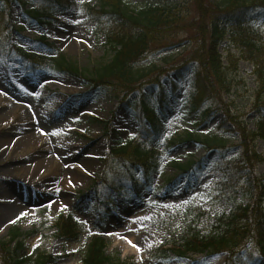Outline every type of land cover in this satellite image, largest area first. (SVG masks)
I'll return each instance as SVG.
<instances>
[{
    "label": "rangeland",
    "instance_id": "rangeland-1",
    "mask_svg": "<svg viewBox=\"0 0 264 264\" xmlns=\"http://www.w3.org/2000/svg\"><path fill=\"white\" fill-rule=\"evenodd\" d=\"M70 1L68 9L57 12L53 24L40 29L35 23H28L19 42L26 44L29 50L40 51L34 39L45 32L56 55H65L89 71L113 57L104 26L90 16L91 6H98L99 0ZM125 1L135 6L148 1L161 2L181 21V25L166 30L170 36L160 43L162 45L157 44L134 66L146 73L150 82H155L157 77L162 79L168 91L166 109H171L161 136L147 144L156 160L151 186L141 197L130 194L127 188L109 190L107 186L121 179L126 181L132 174L141 175L139 168H126L115 155L110 157L111 167H106L104 161L111 147L123 139L136 138L139 132L137 108L134 111L120 107L116 98L103 93L85 96L89 89L86 82L62 70H41L36 78H27L23 69L10 62L15 55L10 56L9 50L0 57V214L7 208L0 217V241L8 239L12 228H21L26 233L36 230L26 236L24 255L47 253L56 258L47 264H84L92 236L100 233L110 237L107 253L123 264H225L228 256L224 252L180 257L171 252L166 254L164 249L172 246L169 240L181 233L187 220L196 215L193 207L206 209L198 227L208 232L217 218L240 205H252L256 199L253 182L247 179L233 194L222 191L226 176L218 165L220 159L233 162L244 159L248 142L237 125L227 120L226 107L236 114L246 133L258 130L255 104L264 103V92L258 94L255 66L239 59L237 49H233L236 55L233 62L224 58L230 68V91L224 94L221 109L208 116L205 123L201 122L200 116L189 110L197 67L193 52L201 44L209 23L208 17L202 23L199 6L209 9V5L219 4L221 0H206L207 6L204 0L201 5L197 0ZM27 7L34 5L30 3ZM22 9L20 1L12 6L15 26L26 24ZM253 26L264 38V21L253 22ZM231 35L230 30L219 46L225 55L224 48ZM186 63L179 90L173 94L170 79L175 78L174 68ZM133 98H137V93ZM152 99L158 109L156 97ZM209 105L211 103L207 102L206 106ZM108 120H113L116 130L111 134L106 132L104 123ZM189 132L209 138L213 143L220 139L217 144L223 146L173 143ZM22 140H25L23 144ZM254 144L264 155V138L258 137ZM201 158H204L203 168L190 175L182 173L175 165ZM8 167L13 172L3 176ZM110 168L114 172H110ZM257 173L264 176V162L257 165ZM78 178L81 183L76 182ZM96 187L101 193H109L110 198L102 205V219L97 217V195L91 194L90 204L81 198L82 193ZM10 195L16 200L13 204H10ZM71 209L82 230L77 241L59 238L54 226L58 215ZM3 257V253L0 254V264H6ZM258 264H264V258Z\"/></svg>",
    "mask_w": 264,
    "mask_h": 264
},
{
    "label": "trees",
    "instance_id": "trees-1",
    "mask_svg": "<svg viewBox=\"0 0 264 264\" xmlns=\"http://www.w3.org/2000/svg\"><path fill=\"white\" fill-rule=\"evenodd\" d=\"M1 1L4 2L0 6V53H4L11 37L10 32H15L17 28L10 20L11 10L8 0ZM63 1L39 0V5L26 11V14L37 19L42 25L48 24L59 7L65 9ZM99 1L98 7L90 8V15L98 25L104 26L107 45L111 46L113 54L111 60L86 71L65 55L53 54L46 58L40 57L38 67L51 66L72 76L81 77L90 86V91H100L108 97L116 98L120 105L130 106L133 103L129 96L142 87L141 85L149 83V88L155 92L154 84L146 79L147 74L135 69V64L141 61L157 44L170 36L166 30L181 25V21L178 15L176 16L161 2L148 1L143 5L135 6L128 4L125 0ZM197 1L199 5L203 4V0ZM206 2L204 0L205 6H207ZM199 7L202 13V23L207 17L209 23L207 31L202 34L201 44L193 52V60L197 63V67L190 108L192 111H199L202 122H205L208 116L221 109L224 94L230 91L228 75L230 68L224 64V58L233 62L236 57L233 49L240 52L239 59L247 60L255 66L259 79L258 94L261 95L264 92V38L260 37L252 24L254 20L264 19V0H221L219 4L209 5V9L204 6ZM228 30L232 31V36L226 47L228 54L224 56L219 46ZM14 51L25 60L33 58L19 43H15ZM187 66L186 63L174 68L180 78H183ZM36 68L35 65L34 69ZM158 81L161 84V80ZM172 85L173 89L177 90L179 82L172 81ZM158 98L161 103L166 102L164 89H159ZM137 102L141 106L143 118L147 120L149 127L143 125L138 142L121 141L122 143L111 149L112 154L118 156L119 159L143 169V179H134L131 187L140 196L149 185L148 178L156 166L155 153L153 150H148L146 145L159 132L164 120L158 111L150 106L148 93L142 94ZM207 102L211 103L208 107H206ZM255 109L259 116L258 130L248 134L245 128H241V121L236 114L226 107L227 120L237 125L239 133L244 140L248 139V142L245 146L244 159L236 162L220 160V167L225 169L227 177L223 183V191L233 194L238 187H242L245 179L252 181L257 193L254 204L240 205L231 213L223 214L206 233L198 227L205 211L197 208L196 216L188 221L181 233L174 235L171 239L173 247L166 249V254L174 252L182 257L189 253L225 251L229 254L226 264H257L260 258L264 257V176L257 173V165L264 162V155L256 151L254 144V140L258 137L264 138V103H256ZM111 126V122H106L109 133L114 132ZM215 140L213 143L209 138L189 132L180 141L173 143L182 145L195 142L208 147L223 146L222 143L217 144L221 141L220 139ZM175 165L184 172L202 167L198 161ZM55 226L58 227L60 236L78 239L76 224L71 218L60 216ZM25 235L19 228H12L9 238L0 242V254L3 253L6 264H47L53 259L52 256L43 253L38 254L35 260L31 256L24 255L22 251L25 247L23 238ZM108 243L105 237H95L86 248L84 263L122 264L119 258L107 253Z\"/></svg>",
    "mask_w": 264,
    "mask_h": 264
},
{
    "label": "bare ground",
    "instance_id": "bare-ground-1",
    "mask_svg": "<svg viewBox=\"0 0 264 264\" xmlns=\"http://www.w3.org/2000/svg\"><path fill=\"white\" fill-rule=\"evenodd\" d=\"M24 142H25V140H22V144H23ZM9 171H12V172H13V169H12V168H9V167H8L7 169H5V170H4L5 174L2 173V174H4L3 176L6 175V172H7V173H10ZM76 182H77V183H81V179L78 178V180H76ZM0 185H2V184H0ZM9 201L11 202L10 204H13V203L16 202V200L13 198L12 195L9 196ZM10 206H11V205H10ZM5 210H7V208L4 209V210H1L0 217H1L2 215H4V214L7 212V211H5Z\"/></svg>",
    "mask_w": 264,
    "mask_h": 264
},
{
    "label": "snow or ice",
    "instance_id": "snow-or-ice-1",
    "mask_svg": "<svg viewBox=\"0 0 264 264\" xmlns=\"http://www.w3.org/2000/svg\"><path fill=\"white\" fill-rule=\"evenodd\" d=\"M129 243H131V241H129ZM133 247H135V245H133Z\"/></svg>",
    "mask_w": 264,
    "mask_h": 264
}]
</instances>
